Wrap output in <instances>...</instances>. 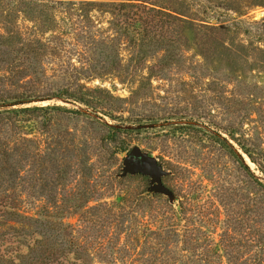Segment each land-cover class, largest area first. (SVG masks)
Returning a JSON list of instances; mask_svg holds the SVG:
<instances>
[{
	"label": "rangeland",
	"instance_id": "1",
	"mask_svg": "<svg viewBox=\"0 0 264 264\" xmlns=\"http://www.w3.org/2000/svg\"><path fill=\"white\" fill-rule=\"evenodd\" d=\"M165 1L180 4L188 16L183 37L162 33L181 45L179 52L172 49V60L155 49L131 61L127 42L119 39L118 73L71 83L48 69L29 82L19 76L0 81V97H9V104L23 100L0 106V112L17 110L11 122H0V199L18 196L38 217L62 215L70 239L85 246L78 258L91 264H144L155 249L164 262L160 240L146 234L147 225L172 224L175 234L162 240L174 251L169 256L176 248L190 255L182 248L192 244L197 248L190 259L203 257L208 246H237L264 230L257 201L264 194V4ZM96 18L108 26L104 13ZM199 19L232 25L195 38ZM150 23L140 25L142 33ZM86 90L91 104L70 94ZM241 144L252 148L256 162ZM132 148L157 169L158 179L138 166L125 169ZM148 185L152 197L134 202ZM262 240L242 259L261 261Z\"/></svg>",
	"mask_w": 264,
	"mask_h": 264
},
{
	"label": "trees",
	"instance_id": "2",
	"mask_svg": "<svg viewBox=\"0 0 264 264\" xmlns=\"http://www.w3.org/2000/svg\"><path fill=\"white\" fill-rule=\"evenodd\" d=\"M258 2L264 4V0ZM179 6L166 3L165 0H0V81L19 76L20 79L27 78L24 82H29L40 74L45 75L48 69L61 71L71 83L81 78L89 80L118 73L121 70L119 39L127 42L124 47L131 50V61H141L148 50L155 49H163L164 58L172 60L173 54H177L172 53L173 50L179 52L181 45L175 44L164 34L169 31L174 32L178 38L183 37L181 25L187 21L188 16ZM185 9L190 11L194 6L188 5ZM96 13L106 15L107 27H101ZM149 22L154 26L148 30V34L142 33L140 25ZM170 22L177 23L178 28L173 30L162 26ZM220 23L219 20L211 24L199 19V23H194L195 38L230 30L232 24ZM147 38L148 42L145 41ZM70 94L87 104L92 103L89 96H86L87 90L71 91ZM9 99L7 96L0 97V106L20 104L23 101L15 100L9 104ZM22 109L27 110L28 107L18 110ZM2 112L0 122L3 119L10 121L11 114L17 113V110L4 109ZM241 147L249 159L256 162L252 148L246 144H241ZM236 154L244 170L249 171L243 157ZM143 172L151 173L156 179L159 177V172L152 165ZM148 188L149 185L137 192L133 201L151 198L152 195L145 193ZM257 201L260 209H264V194H260ZM22 202L15 195L0 199V264H91L78 258L77 254L85 251V246L70 239V225L62 215H55L53 219L52 215L47 214L38 217L25 210ZM259 215L262 216L260 223H263L264 212L261 211ZM145 231L147 235L160 240L156 244H161L165 257L164 262L156 260L155 249L144 264H264V256L261 261L255 255L245 259L241 256L243 252L250 253L259 240L263 239L261 245L264 246V230L259 228L255 233L258 236L253 240L254 236L237 246H208L204 252L200 251L203 257L196 253L195 259L189 257L197 248L192 244L182 248L190 255H180V248H176L178 252L169 256L174 251L162 240L175 234L172 224L163 228L147 225ZM247 235L245 233V237ZM21 245H25V252L20 251ZM70 254L73 256L70 257ZM211 254L215 257L211 258Z\"/></svg>",
	"mask_w": 264,
	"mask_h": 264
},
{
	"label": "water",
	"instance_id": "3",
	"mask_svg": "<svg viewBox=\"0 0 264 264\" xmlns=\"http://www.w3.org/2000/svg\"><path fill=\"white\" fill-rule=\"evenodd\" d=\"M123 160L126 170H133L135 166H138L141 171H146L151 168L149 160L137 148H132L128 151Z\"/></svg>",
	"mask_w": 264,
	"mask_h": 264
}]
</instances>
